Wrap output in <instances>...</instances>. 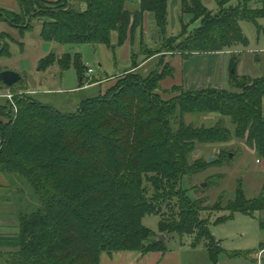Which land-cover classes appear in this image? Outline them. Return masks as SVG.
<instances>
[{
    "label": "trees",
    "instance_id": "trees-1",
    "mask_svg": "<svg viewBox=\"0 0 264 264\" xmlns=\"http://www.w3.org/2000/svg\"><path fill=\"white\" fill-rule=\"evenodd\" d=\"M128 1L17 0L19 12L0 8V20L23 35L30 31L31 19L39 16L34 9L39 6L40 16L46 18L40 30L44 42L104 45L112 51L142 28L144 14H152L160 37L165 35L168 0H132L138 3L133 13L126 7ZM229 1L218 0L219 10L211 14L200 0H183V10L200 20V28L188 41H179L181 36L161 40L157 52L145 47L146 56L171 53L186 60L246 47L239 23L264 17V0H259L256 9L247 7L250 0L226 7ZM112 33L117 34L115 45L111 44ZM8 56L7 43L0 46V57ZM53 63L64 71L71 59L67 54L57 59L51 52L39 67ZM237 64L238 57L231 56L229 90L205 88L163 100L159 83L172 76L170 67L146 78L128 74L104 95L82 102L72 114L60 113L28 96L14 97L13 104L0 107V175L8 188L16 187V194L23 193L25 183L37 202L32 212L18 214V247L2 254L4 263L99 264L103 252L166 253L169 250L157 241L158 235L142 225L147 215L159 218V233L166 238L188 236L193 247L204 241L212 264H218L221 254L240 257L241 253L221 249L209 232V221L200 216L208 209L202 206L204 200L190 199L181 186L184 178L206 170L205 162L191 160L196 143L227 142L230 137L219 127L201 131L185 125L184 114L228 117L234 136L245 138L264 159V76L239 77ZM84 70L82 64L77 66L80 82ZM164 207L170 208L169 217H163ZM214 207L209 208L221 211ZM224 210L252 218L264 212V185L259 198L246 200L239 182L234 199ZM260 227H264L261 220Z\"/></svg>",
    "mask_w": 264,
    "mask_h": 264
},
{
    "label": "rangeland",
    "instance_id": "rangeland-1",
    "mask_svg": "<svg viewBox=\"0 0 264 264\" xmlns=\"http://www.w3.org/2000/svg\"><path fill=\"white\" fill-rule=\"evenodd\" d=\"M182 1L168 0L167 26L163 37H160L155 27L152 14L148 13L143 19L142 28H137L131 38L129 37V40L121 47H116L114 51L104 45L61 46L54 43H42L38 34L46 18L40 16L41 7L37 6L34 9L39 16L31 19L30 31L22 35L25 39L21 40V34L17 29L14 31L13 37H17L15 39L23 43V49L21 51L17 45L11 43L9 52L13 53L14 59L7 62L19 63L26 73L22 74L21 80L12 88L0 85V107L13 104L14 97L28 96L44 105L51 106L60 113L72 114L78 110L82 102L104 95L111 86L128 74H139L146 78L152 72L168 71L170 67L174 69L172 76L164 78L159 83V92L163 100L176 97L182 92H198L205 88L229 90L228 66L231 56L238 57L236 74L239 77L247 76L254 79L264 76V17L253 22L239 23L243 36L248 41L246 47L235 46L220 53L190 56L186 60L171 53L161 56L154 55L155 52H153L146 56L147 47L157 52L160 49L161 40L170 37L181 36L179 41H188L189 37L200 28V20L183 10ZM217 1L200 0L211 14L219 10ZM239 3L240 0H230L226 7H237ZM45 7L47 9V6ZM80 7L84 9V5ZM247 7L258 8L259 0H250ZM28 18L29 16L25 17L22 23H27ZM8 38V35L1 36L0 46L9 43ZM116 40L117 34L112 33L111 44L115 45ZM42 47L45 55L52 52L57 59L64 54L69 55L71 59L69 68L61 71L57 63L45 69L40 68L39 64H35L33 60L41 53ZM19 52L22 55L19 62H15ZM132 56V60L137 64L136 67L131 64ZM80 64L92 70L89 75L86 74L87 70H84L82 82L77 75V66ZM261 107L264 116V97ZM183 121L185 125H192L194 129L201 131L219 127L230 133L227 142L196 143L191 160L205 162L206 170L184 178L181 182L182 188L188 190L187 196L190 199L204 200L202 206L208 209L200 213V216L209 221V232L221 249L227 253L242 254L233 259L221 254L218 264H264V227H260V220L264 224V212L254 213L252 218L240 213L230 215L224 210L226 204L234 199L239 182L246 200L259 198L264 185V159L258 157L255 150L246 144L245 138L238 139L234 136L228 117L215 113L184 114ZM208 158H213V162L208 163ZM2 178L6 180L5 177ZM23 184L22 194L15 193L14 185L0 194V219L3 225L16 222L20 212L29 213L36 208V200L32 198L27 185ZM147 188L149 189V185ZM214 205L221 211H211L209 207ZM163 210L165 214L163 217H169L170 208L164 207ZM221 219L224 220L218 223L217 221ZM142 225L154 234L162 235L159 233V218L156 215L145 216L142 219ZM192 242L193 239L188 236L171 235L165 237L162 244H165L169 251L179 249L187 251L183 255L184 262L187 264H212L203 247L204 241L195 247L192 246ZM2 254L0 252V262L5 260Z\"/></svg>",
    "mask_w": 264,
    "mask_h": 264
},
{
    "label": "crops",
    "instance_id": "crops-1",
    "mask_svg": "<svg viewBox=\"0 0 264 264\" xmlns=\"http://www.w3.org/2000/svg\"><path fill=\"white\" fill-rule=\"evenodd\" d=\"M43 1L52 3V2H57L58 0H43ZM126 7L130 12H135L138 9V3L136 1L129 0L126 4ZM0 8L7 10V11H11V12H16V13L19 12V5H18L17 0H0ZM84 8H85V5H84ZM144 18H146V14H144ZM15 29L17 28L12 27L6 22H3L0 20V35L6 34L12 39V42L8 43L9 49H10V44L14 43L22 51L23 43L20 42V40L17 41L15 39L17 37H13L15 33L14 32ZM40 30H41V27H40ZM20 37H21V40L25 39L22 35ZM38 37L40 38V41L42 43H46L41 39L40 31H39ZM21 55L22 54L20 52L17 54V56L15 57L17 58L16 59L17 61L15 62H19ZM44 55H45V52L42 47L41 53L34 58L33 60L34 63L39 64V62L46 56ZM12 58H13V53H10V52H9L8 57H0V69L1 71H4V70L13 71L15 73H18V75L21 77L22 74H25L26 72H24L23 68L20 67L19 63L9 64L7 62V61L12 60ZM251 152H254V151L251 150ZM2 177L3 176L0 175V194H3L2 192H4V190H7L8 188L6 180ZM2 222H3L2 219H0V252L4 254V253H8L9 251H14L17 249L18 229H17V224L15 221L13 224H10V225H5V224L3 225ZM184 253H187V251H183L180 249L174 250V251L170 250V251H167L166 253L150 252L145 255H142L137 252H118L112 255H108L107 253L103 252L100 254L99 264H187L186 262H184V257H183ZM0 264H5L4 260L3 262H0Z\"/></svg>",
    "mask_w": 264,
    "mask_h": 264
},
{
    "label": "water",
    "instance_id": "water-1",
    "mask_svg": "<svg viewBox=\"0 0 264 264\" xmlns=\"http://www.w3.org/2000/svg\"><path fill=\"white\" fill-rule=\"evenodd\" d=\"M20 80H21V77L13 71H8V70L0 71V83L6 88L13 87ZM213 160H214L213 158H208L207 162L211 163L213 162ZM164 238H165L164 235H159L157 237V241L159 243H163Z\"/></svg>",
    "mask_w": 264,
    "mask_h": 264
},
{
    "label": "built area",
    "instance_id": "built-area-1",
    "mask_svg": "<svg viewBox=\"0 0 264 264\" xmlns=\"http://www.w3.org/2000/svg\"><path fill=\"white\" fill-rule=\"evenodd\" d=\"M92 73V70L91 69H89V68H87V71H86V74H91Z\"/></svg>",
    "mask_w": 264,
    "mask_h": 264
}]
</instances>
